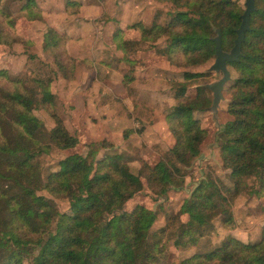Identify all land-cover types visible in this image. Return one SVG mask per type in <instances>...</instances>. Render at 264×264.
I'll return each instance as SVG.
<instances>
[{"label":"trees","instance_id":"trees-1","mask_svg":"<svg viewBox=\"0 0 264 264\" xmlns=\"http://www.w3.org/2000/svg\"><path fill=\"white\" fill-rule=\"evenodd\" d=\"M157 1L187 9L171 13L166 25L152 22L143 27L140 21L130 25L139 29L141 39L153 41L150 52L175 65L204 64L215 57L211 38L216 29L221 32L222 49L233 46L244 10L238 2ZM10 3H18L15 11L9 9ZM254 5L241 55L227 63L236 77L226 88L229 119L216 132L221 166L228 170L230 183L199 181L179 210L166 213L165 224L155 230L157 211L143 204L126 208V203L144 189L158 198L183 187L184 169L199 155L207 136L200 119L189 116L191 106L186 104L206 107L207 98L200 91L190 98L185 85L174 87L176 103L166 114L174 143L154 164L139 159L140 166L132 172L124 162L127 157L119 153L97 157L94 144L87 143L84 154L69 152L43 181L35 157L48 152L50 143L67 151L79 140L52 109L51 76L32 79L40 87L38 98L33 87L10 77L0 66V264H167L169 240L177 249L194 246L214 229L217 212L221 224L231 227V204L238 195L247 191L264 197V0H254ZM79 7L74 0L65 2L68 14ZM191 7L195 17L188 15ZM21 18L42 20L36 0H0V46L31 44L17 30ZM163 36L165 44L157 48L155 41ZM68 40L65 32L46 25L43 49L51 54L53 73L64 80L73 79L76 66L66 48ZM203 74L207 73L183 71L181 76L192 80ZM36 104L54 120L48 132L33 113ZM100 146L108 144L102 141ZM39 190L51 197L38 194ZM53 198L66 199L68 210L59 211ZM175 264H264V224L259 239L242 242L228 235Z\"/></svg>","mask_w":264,"mask_h":264},{"label":"rangeland","instance_id":"rangeland-1","mask_svg":"<svg viewBox=\"0 0 264 264\" xmlns=\"http://www.w3.org/2000/svg\"><path fill=\"white\" fill-rule=\"evenodd\" d=\"M66 1L63 0L64 3ZM140 1L144 6L138 18L133 14L135 11L130 0H103L100 4L93 3L95 1L92 0L83 1L82 8L86 4L93 3V7H97L100 13L106 11L109 14L108 19L97 21V24L91 16L87 17L88 19L80 17L77 20L82 21L86 31L92 33L93 37H98L100 41L96 44L98 48L94 44V53L91 51L88 53L90 44L87 47L88 51H83L79 46L80 51L84 55L87 54L90 66L85 67L86 64L83 65L80 59L77 76L79 77L84 71L88 74L89 68L92 72L90 76H93V83L86 87L87 93L84 98L77 95L78 99H76L72 96L74 92L68 93L69 89L65 90L64 83L57 80L56 73H53L55 67L51 54L43 49L41 23L24 19L18 21L17 30L24 38L29 39L31 44L24 43L23 46L22 43L16 42L12 47L0 46V66L7 68L10 77L19 78L26 86L33 87L38 93V98H40V87L33 83L32 79L40 75L51 76L55 81L53 83L56 92L52 109L63 119L69 132L79 140L75 148L67 151L58 149L50 143L48 152L35 157L33 162L37 163L43 181L46 174L56 169L57 162L69 152L84 154L87 143L94 144L92 148L96 149L97 157L115 153L127 157L124 162L132 172H136L140 166L139 159L154 164L174 143L166 121V114L176 103L174 87L185 85L190 98L198 91L207 98L209 103L206 107L191 104L189 101L186 104L191 106L189 116L200 119L201 126L207 130V136L201 145L199 155L184 169L183 187L168 190L158 198L144 189L126 203V208L143 204L157 211V219L152 225V229L155 230L165 224L166 213H175L179 210L199 181L212 178L225 184L230 183L228 170L221 166L216 132L229 119L226 109L230 95L226 88L232 83L236 73L232 67H229L231 79L225 84L223 98L214 114L210 111L212 92L207 88L209 83L220 77V74L214 71H207L214 58L200 65L171 64L164 55L150 52L149 47L153 41L141 39L139 29L130 26L138 21L143 27H150L152 22L166 25L171 13L177 10L184 11L187 8H176L168 1ZM234 1L244 8V0ZM9 6V9L15 11L18 3H10ZM123 12H126L127 16L120 19ZM188 15L195 17L192 7ZM71 19L75 22L74 17ZM72 43H69L70 52ZM99 44L100 47L102 45L101 48ZM164 44V36L155 41L157 48H161ZM183 71L207 74L192 80H184L181 76ZM110 75H114L115 79L110 78ZM33 113L43 121L46 132L53 127V118L39 104H36ZM102 141L108 146L101 147ZM249 182L256 184L254 178H250ZM38 194L51 197L45 190H39ZM53 200L59 211L68 210L69 204L66 199L53 198ZM231 210L233 223L230 228L221 224V214L217 212L213 219L214 229L194 246L177 249L169 240L166 263L175 264L187 255L207 250L219 244L228 235L242 242L259 239L264 224V197L250 195L246 191L235 198ZM181 220H186V215L181 216Z\"/></svg>","mask_w":264,"mask_h":264},{"label":"crops","instance_id":"crops-1","mask_svg":"<svg viewBox=\"0 0 264 264\" xmlns=\"http://www.w3.org/2000/svg\"><path fill=\"white\" fill-rule=\"evenodd\" d=\"M74 1L80 3L79 10L77 12H73L72 14H68L65 11V3L63 2V0H36V4L42 12V20H35V23H41V26H42L41 29H43L42 30L43 32L45 30L46 25L49 24V25L55 27L56 29H58L59 31L65 32L69 36V40L66 43V48H67L68 53L70 55L74 56L76 59L74 77L71 80H64V79L58 77L57 80L62 81L66 87L65 90L69 89L67 91L68 93L74 92V94L72 96L75 97L76 99H78L77 95H80L83 98L86 97V95H85L87 93L86 87L93 83V81H92L93 76H90L92 74V72L90 71V68L87 69L89 71L88 74H86L84 71V72H81V74H79V77L77 76V74H78L77 70L79 67L80 59H81V62H83V65L86 64L85 67L90 66V65H88L87 54L84 55L80 51V48L83 51L84 50L88 51L87 47L90 44L88 53L90 51H91V53H94V49H95L94 44L96 46V44L98 42L100 43V41H99L98 37H93V35H91L92 33H88L86 31V28L83 26L82 21H77V20L80 17H84V18L88 19L87 17L91 16L93 18V21L95 22V24H97V21H105V18L108 19L109 14H107L106 11L100 13V10L97 7H93V3L100 4V3H102L103 0H92L95 2H93L92 4H86V5H84L83 8H82V5L85 2V0H74ZM130 1L133 2L132 6L134 7V11H135V13H133V14H135L137 18L140 17L142 7L144 6L143 2L140 0H130ZM124 16H127L126 12H123L120 15V19H124L123 18ZM72 17H74L75 22L72 21L73 20V19H71ZM115 17H117V16H115ZM21 19H24V18H21ZM24 20H26V19H24ZM19 21H22V20H19ZM43 23H44V25H42ZM103 24H105V23H103ZM90 35H91V38H90ZM96 35H97V33H96ZM70 42H73L71 44V48H72L71 52L69 50V43ZM78 42H80V43L78 44ZM82 42H84V44H81ZM79 46H80V48H79ZM98 46L100 47V44ZM101 47H102V45H101ZM105 72H107V71H105ZM110 78L115 79V76L110 75ZM72 84H74V85H72ZM54 89L55 88H54V83H53L52 92L55 94L56 92L54 91ZM103 94H106V93L103 92Z\"/></svg>","mask_w":264,"mask_h":264},{"label":"water","instance_id":"water-1","mask_svg":"<svg viewBox=\"0 0 264 264\" xmlns=\"http://www.w3.org/2000/svg\"><path fill=\"white\" fill-rule=\"evenodd\" d=\"M244 10L240 15L241 22L235 30L236 37L233 41V46L225 51L221 47V32L216 29V35L211 39L214 42L213 62L208 67L207 71H214L220 74V77L207 85V88L212 92V101L210 111L216 114L217 106L223 98V89L225 84L231 79L230 70L227 63L237 61L241 55V43L244 40L245 32L249 29L250 14L255 10L254 0H244Z\"/></svg>","mask_w":264,"mask_h":264}]
</instances>
